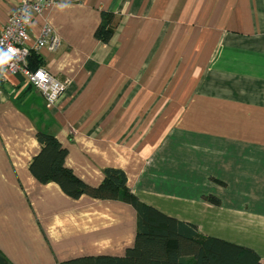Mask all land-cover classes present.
I'll use <instances>...</instances> for the list:
<instances>
[{"label": "crops", "instance_id": "1", "mask_svg": "<svg viewBox=\"0 0 264 264\" xmlns=\"http://www.w3.org/2000/svg\"><path fill=\"white\" fill-rule=\"evenodd\" d=\"M19 1L0 0V29ZM102 12L107 42L95 38ZM45 20L61 45L37 55L66 88L48 109L20 75L0 81V254L59 264L134 243L130 205L32 176L43 132L86 185L122 171L141 203L263 260L264 0H57L32 37Z\"/></svg>", "mask_w": 264, "mask_h": 264}, {"label": "trees", "instance_id": "2", "mask_svg": "<svg viewBox=\"0 0 264 264\" xmlns=\"http://www.w3.org/2000/svg\"><path fill=\"white\" fill-rule=\"evenodd\" d=\"M112 14L102 12L95 38L107 42L113 26ZM30 69L42 67L36 53L28 59ZM40 151L32 159L30 173L40 183H56L63 193L77 198L84 194L93 199L119 201L136 212L134 243L123 256H84L59 264H264L249 248L198 234L193 225L170 218L153 207L141 203L126 186V176L116 169L104 170V179L97 187L86 185L64 165L66 149L52 135L37 132ZM205 199L214 205L219 200ZM0 264H10L0 254Z\"/></svg>", "mask_w": 264, "mask_h": 264}, {"label": "built area", "instance_id": "3", "mask_svg": "<svg viewBox=\"0 0 264 264\" xmlns=\"http://www.w3.org/2000/svg\"><path fill=\"white\" fill-rule=\"evenodd\" d=\"M56 3L57 0H20L0 29V81L5 73L20 75L42 95L48 109L54 108L63 96L66 84L44 67L30 69L28 59L31 53L41 50L57 51L61 39L46 20L36 37L30 35L29 25Z\"/></svg>", "mask_w": 264, "mask_h": 264}]
</instances>
